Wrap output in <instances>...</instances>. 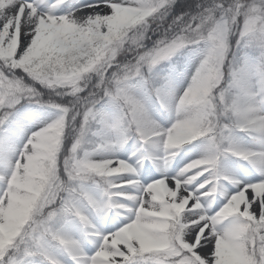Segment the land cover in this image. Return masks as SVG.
Wrapping results in <instances>:
<instances>
[{
    "label": "snow or ice",
    "instance_id": "obj_1",
    "mask_svg": "<svg viewBox=\"0 0 264 264\" xmlns=\"http://www.w3.org/2000/svg\"><path fill=\"white\" fill-rule=\"evenodd\" d=\"M0 264H264V0H0Z\"/></svg>",
    "mask_w": 264,
    "mask_h": 264
},
{
    "label": "rangeland",
    "instance_id": "obj_2",
    "mask_svg": "<svg viewBox=\"0 0 264 264\" xmlns=\"http://www.w3.org/2000/svg\"><path fill=\"white\" fill-rule=\"evenodd\" d=\"M187 150H188V149H186V151H187ZM198 155H199V152H198V151H193V152L191 153V157H190V158H195V157L198 156ZM184 157H185V153L182 152L181 155H180V157H177V161L173 163V167H174V168L176 167V163H179L180 166L182 167V166H183V163H184V162H187V160L184 159Z\"/></svg>",
    "mask_w": 264,
    "mask_h": 264
},
{
    "label": "trees",
    "instance_id": "obj_3",
    "mask_svg": "<svg viewBox=\"0 0 264 264\" xmlns=\"http://www.w3.org/2000/svg\"><path fill=\"white\" fill-rule=\"evenodd\" d=\"M178 3H180V0H177Z\"/></svg>",
    "mask_w": 264,
    "mask_h": 264
}]
</instances>
